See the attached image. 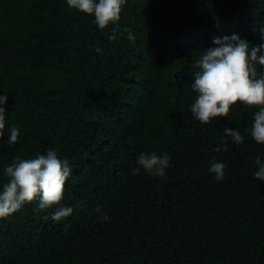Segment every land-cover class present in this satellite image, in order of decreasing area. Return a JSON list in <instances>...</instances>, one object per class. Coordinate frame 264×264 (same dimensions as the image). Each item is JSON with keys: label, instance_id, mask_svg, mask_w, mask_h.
<instances>
[{"label": "trees", "instance_id": "trees-1", "mask_svg": "<svg viewBox=\"0 0 264 264\" xmlns=\"http://www.w3.org/2000/svg\"><path fill=\"white\" fill-rule=\"evenodd\" d=\"M93 21L67 0H0V191L14 158L55 150L72 168L61 206L73 209L44 220L54 209L37 216L34 200L0 218V264H264V182L253 176L264 145L246 132L258 109L237 102L208 124L190 111L214 38L264 43V0H127L117 25ZM153 152L170 157L164 177L134 175ZM214 162L226 165L220 182Z\"/></svg>", "mask_w": 264, "mask_h": 264}, {"label": "clouds", "instance_id": "clouds-1", "mask_svg": "<svg viewBox=\"0 0 264 264\" xmlns=\"http://www.w3.org/2000/svg\"><path fill=\"white\" fill-rule=\"evenodd\" d=\"M127 0H67L69 8L80 13L94 17V24L99 30H104L109 24L117 25L120 13ZM118 27L112 29L113 34L108 37L110 41L118 39ZM264 36V27L260 29ZM129 41L136 37L130 28L125 27ZM216 45L203 51L197 60L199 70L194 74L192 90L196 93L190 111L192 116L201 124H208L218 117H228L232 106L237 102L249 109H258L254 113L253 122L246 132L251 139L259 145H264V43L249 49V43L240 38L238 34L225 35L214 38ZM101 51L99 47L95 49ZM257 65L260 68L258 74ZM8 95H0V141L4 138L6 126V109ZM225 137H231L234 143H243V137L238 130L225 127ZM18 127L12 126L9 130L6 145H14L19 138ZM214 151H227V144L216 147ZM170 157L157 156L153 153H141L137 157V167L133 169L134 175H139L141 169L152 177L165 175ZM254 163L258 170L253 176L264 182V162L256 157ZM224 163L214 162L208 169L214 174L215 180L224 179ZM72 173L68 161L58 158L55 150H48L35 158L16 157L4 168L8 182L0 191V218H5L16 212L23 204L37 201L34 212L39 216L42 212L54 209L51 215L43 216L44 220L61 221L73 212L71 207L61 206L64 186ZM96 211L99 213L100 207ZM109 220L105 213L101 217ZM67 227V226H66Z\"/></svg>", "mask_w": 264, "mask_h": 264}]
</instances>
